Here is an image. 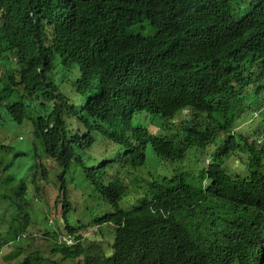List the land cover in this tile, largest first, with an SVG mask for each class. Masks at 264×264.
I'll return each instance as SVG.
<instances>
[{
    "label": "clouds",
    "instance_id": "9594fccd",
    "mask_svg": "<svg viewBox=\"0 0 264 264\" xmlns=\"http://www.w3.org/2000/svg\"><path fill=\"white\" fill-rule=\"evenodd\" d=\"M196 5L186 6L189 27L206 9L201 0ZM226 9L215 34L228 51L225 64L193 90L173 75L166 82L155 78L141 60L124 61L120 82L125 86L127 76L134 96L126 102L127 118L113 129L121 137L107 143L93 132L96 142L87 149L89 154L97 143L98 155L90 158L110 164L109 179L119 178L101 196L83 169L73 162L66 169L67 155H48L45 139L32 136L35 113L49 117L60 111L69 129H84L71 110L81 111L84 95L78 98L56 78L60 90L49 99L25 96L30 106L22 124L30 125L25 149L16 146L24 135L5 132L6 116L0 114V264L27 259L32 264H264V229L246 243V229L236 227L250 200L247 193H264V22L256 27L245 22L250 12L264 15V0L231 5L219 0L218 15ZM134 28L147 43L182 40L172 39L165 28L159 29L163 35L143 25ZM209 90L213 96L206 99ZM219 97L233 108L231 121L211 113ZM201 117L205 124L199 126ZM164 143L171 149L163 151ZM23 166L25 172L16 176ZM75 171L92 195L75 184L70 175ZM121 210L136 217L119 219ZM254 211L262 213L258 207Z\"/></svg>",
    "mask_w": 264,
    "mask_h": 264
},
{
    "label": "trees",
    "instance_id": "16d2710c",
    "mask_svg": "<svg viewBox=\"0 0 264 264\" xmlns=\"http://www.w3.org/2000/svg\"><path fill=\"white\" fill-rule=\"evenodd\" d=\"M198 1L0 0V114L6 116L5 132L22 126L28 118L30 106L25 96L49 99L60 90L56 78L78 98L84 95L81 111L71 109L84 129H69L60 111L49 117L35 113L32 136L45 139L43 150L48 155H67L65 161L70 162L66 169L71 162L83 169L85 180L90 179L101 196L104 188L108 190L119 178L109 179L110 164L84 153L95 140L93 132L107 143L121 137L113 129L128 112L126 102L134 96L127 76L125 86L120 82L124 61L141 60L151 67L155 78L166 82L173 75L186 90H193L198 81L225 64L228 51L215 34L229 9L218 15L219 0H201L206 9L197 13L195 25L189 27L186 6L194 9ZM245 22L256 27L264 22V15L250 12ZM142 25L155 35H163L159 29L165 28L172 39L182 40L172 41L176 48L159 39L147 43L134 28ZM202 25L203 30H198ZM145 50H151L153 57ZM61 92L68 103L66 93ZM212 96V90L204 95L206 99ZM211 105V113H222L231 121L234 110L224 97L215 98ZM204 124L201 117L199 126ZM170 149V143L163 144V151ZM247 194L250 200L243 204L236 227L246 229L245 242L250 243L253 233L264 229V193L251 190ZM257 207L262 213L254 211ZM134 217L133 212L123 210L118 216L125 220ZM150 227H154L153 221ZM130 257L127 251V259ZM21 264L32 263L27 259Z\"/></svg>",
    "mask_w": 264,
    "mask_h": 264
},
{
    "label": "rangeland",
    "instance_id": "374dc122",
    "mask_svg": "<svg viewBox=\"0 0 264 264\" xmlns=\"http://www.w3.org/2000/svg\"><path fill=\"white\" fill-rule=\"evenodd\" d=\"M25 128V129H24ZM30 128V125H22L21 126H17L15 125V128L14 129H11L10 128V132L12 135H15V134H23L25 139L23 141H20L19 143H16V146L18 149H25L26 146H28L29 144V141H28V132L26 131V129H29ZM99 137L96 136V140H98ZM95 140V142H96ZM99 145L96 143H94V145L92 146V148L89 150V154H92V155H98V152H99ZM88 151L86 150L85 151V156L87 157L88 156ZM198 156L201 157L203 156V153H198ZM148 159L150 161V163H152L153 166L156 165L155 161H152L150 159V154L148 153ZM25 169L26 167L23 166L20 171H17L16 172V176H19L20 174L24 173L25 172ZM1 174L3 175L4 172H1ZM71 177L75 180V184H77V186L82 190L83 193H85L87 196H90L93 194V190L91 189V187L88 186V184L86 183V181L83 179L82 175L80 174L79 171H75V172H72L70 173ZM56 175L53 174V177H55ZM1 191H4V188H0ZM75 193H77V190H73Z\"/></svg>",
    "mask_w": 264,
    "mask_h": 264
}]
</instances>
